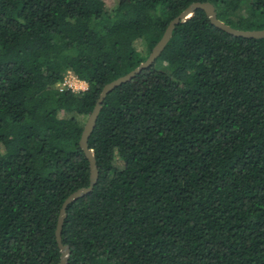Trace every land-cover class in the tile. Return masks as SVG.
I'll return each mask as SVG.
<instances>
[{
  "label": "trees",
  "instance_id": "16d2710c",
  "mask_svg": "<svg viewBox=\"0 0 264 264\" xmlns=\"http://www.w3.org/2000/svg\"><path fill=\"white\" fill-rule=\"evenodd\" d=\"M107 1L0 0V264L60 263V208L89 184L84 124L173 18L209 2L264 30V0ZM67 73L87 90L60 91ZM88 148L98 178L67 207V264H264V38L196 10L106 96Z\"/></svg>",
  "mask_w": 264,
  "mask_h": 264
},
{
  "label": "water",
  "instance_id": "95a60500",
  "mask_svg": "<svg viewBox=\"0 0 264 264\" xmlns=\"http://www.w3.org/2000/svg\"><path fill=\"white\" fill-rule=\"evenodd\" d=\"M196 10L203 11L205 13V15L207 16L208 20L210 21V23L214 27L228 33L229 35H232L234 37H241V38H245V39H263L264 38V30L244 31V30L234 29V28L224 24L223 22H221L217 19L215 8L211 3H209V2H203V3L196 2V3H193L190 6H188L178 16L173 18L168 23V25L164 31L163 36L161 37L159 42L153 47L149 56L147 57V59L144 62H142L138 67H136L134 70L130 71L126 75H124V76H122L116 80H113L112 82L106 84L102 88V90H101V92L97 98V101L94 105V108H93L91 114L88 116V118L84 124L83 130L81 133V137L79 140V147L82 150V152L84 153V155L87 158L88 163H89V169H90L89 184L87 187L81 188V189L75 191L74 193H72L71 195H69L66 198V200L63 202V204L60 208L59 215L57 218V224H56V229H55V241H56L57 247L61 253L59 264H67L68 257H69V249L67 246L63 245L62 239H61V231H62L64 220L66 218L67 207L70 204H72L74 201H76L77 199L89 194L92 191V189H93V187L97 181V178H98V171H97V166H96L95 158L93 155V151L88 148V139H89L94 127H95V124H96V121L98 118V114H99L100 109H101V104L103 103L106 96L110 92H112L115 88L121 86L122 84H125L126 82L133 79L136 75H138L141 71L149 68L155 62V60L159 57V55L162 53L165 46L167 45V43L171 39L172 32H173V29L175 28V26H177L178 24L185 23L189 19H191Z\"/></svg>",
  "mask_w": 264,
  "mask_h": 264
},
{
  "label": "built area",
  "instance_id": "2783aa9c",
  "mask_svg": "<svg viewBox=\"0 0 264 264\" xmlns=\"http://www.w3.org/2000/svg\"><path fill=\"white\" fill-rule=\"evenodd\" d=\"M69 89L72 92H81L87 90L86 82L79 80L76 76L71 73H67L62 83L59 85V90Z\"/></svg>",
  "mask_w": 264,
  "mask_h": 264
},
{
  "label": "rangeland",
  "instance_id": "374dc122",
  "mask_svg": "<svg viewBox=\"0 0 264 264\" xmlns=\"http://www.w3.org/2000/svg\"><path fill=\"white\" fill-rule=\"evenodd\" d=\"M113 0H108L106 3L107 5H110L112 3ZM165 11L164 8H159V10L157 12L152 13V15L154 16H159L162 17L164 16ZM242 14V13H241ZM137 49H140L141 46H139L138 44L136 45ZM113 164L116 168L120 169L122 167V163L118 160V159H114Z\"/></svg>",
  "mask_w": 264,
  "mask_h": 264
}]
</instances>
